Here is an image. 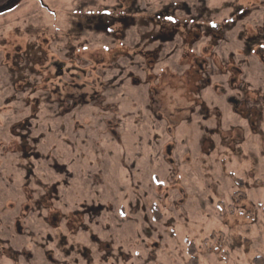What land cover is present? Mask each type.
Wrapping results in <instances>:
<instances>
[{"label": "rangeland", "instance_id": "1", "mask_svg": "<svg viewBox=\"0 0 264 264\" xmlns=\"http://www.w3.org/2000/svg\"><path fill=\"white\" fill-rule=\"evenodd\" d=\"M258 50L264 0H0V264H264Z\"/></svg>", "mask_w": 264, "mask_h": 264}, {"label": "flooded vegetation", "instance_id": "2", "mask_svg": "<svg viewBox=\"0 0 264 264\" xmlns=\"http://www.w3.org/2000/svg\"><path fill=\"white\" fill-rule=\"evenodd\" d=\"M258 56H259V54L261 55V58L262 59H260L261 60V64L263 65V67H264V52L262 51V50H258L257 52H255ZM259 53V54H258ZM110 60V59H109ZM99 67H101V66H99ZM98 70H101V68H99ZM130 74H132V72H130ZM30 92V94H32L33 92H34V90L33 91H29ZM29 200H32V199H29ZM36 203L34 202V203H32V205H30V206H32V207H28V210L27 211H25L24 212V214L27 216V213L28 214H30V212L32 211V210H34V212L36 211V208H34V205H35ZM21 222V218L20 217H18V216H16L15 218H14V223L16 224V223H20ZM13 232H14V229H13ZM65 236L66 235H64L62 238L64 239L65 238Z\"/></svg>", "mask_w": 264, "mask_h": 264}, {"label": "trees", "instance_id": "3", "mask_svg": "<svg viewBox=\"0 0 264 264\" xmlns=\"http://www.w3.org/2000/svg\"><path fill=\"white\" fill-rule=\"evenodd\" d=\"M46 63H48V60H46ZM19 140L25 141L24 139H19ZM19 140H18V141H19ZM27 146H28V147L30 146L28 142H27ZM30 148H31L30 150L33 149L32 147H30Z\"/></svg>", "mask_w": 264, "mask_h": 264}]
</instances>
